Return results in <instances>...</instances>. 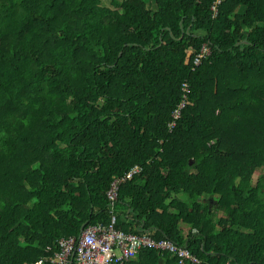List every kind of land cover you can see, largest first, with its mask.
<instances>
[{
  "label": "trees",
  "instance_id": "obj_1",
  "mask_svg": "<svg viewBox=\"0 0 264 264\" xmlns=\"http://www.w3.org/2000/svg\"><path fill=\"white\" fill-rule=\"evenodd\" d=\"M109 2L0 0V264L107 222L110 183L133 165L117 229L186 242L199 260L186 264H264V176L251 179L264 163V0H223L215 18L212 0ZM231 204L241 228L214 234ZM159 260L175 264L151 248L127 264Z\"/></svg>",
  "mask_w": 264,
  "mask_h": 264
},
{
  "label": "built area",
  "instance_id": "obj_2",
  "mask_svg": "<svg viewBox=\"0 0 264 264\" xmlns=\"http://www.w3.org/2000/svg\"><path fill=\"white\" fill-rule=\"evenodd\" d=\"M223 0H212L210 5L211 17L215 18L218 6ZM209 47L204 44L199 53L193 56L191 64L198 66L205 55L209 54ZM182 89H187L183 83ZM184 102H180L171 113L172 119L168 123L171 128L180 115ZM141 172L140 165H133L120 177L114 178L106 192L111 218L108 223L87 224L76 235L60 237L56 240L55 250L49 256H42L33 264H127L140 250L151 248L166 251L176 257V264L185 261L197 262L196 257L186 246L178 245L167 238L154 239L149 232H124L115 227L116 219L112 214L117 201L120 184L131 180ZM227 264V263H226Z\"/></svg>",
  "mask_w": 264,
  "mask_h": 264
},
{
  "label": "crops",
  "instance_id": "obj_3",
  "mask_svg": "<svg viewBox=\"0 0 264 264\" xmlns=\"http://www.w3.org/2000/svg\"><path fill=\"white\" fill-rule=\"evenodd\" d=\"M244 11V7H241L240 9H239V12L240 13H242ZM261 177V176H264V163H263V165L261 166V167H259L256 171H254V173H253V175L251 176V179L253 180V182H255L256 181V179H257V177ZM255 184V183H254ZM246 191V190H245ZM253 195H255V196H258V197H260L261 199H264V188H262L261 190H257L256 191V193L255 194H253ZM201 201L202 202H207L208 203V205L209 206H212L213 208H214V206H215V203H216V198H214V197H203L202 199H201ZM234 202H237V200H235ZM231 208H232V204H231V206H229V207H227L226 209H224V208H221V209H214L215 211H214V215H213V217H212V224H213V227H212V232L214 233V234H217L218 232H219V230L221 229V224H223V227H225V226H231L232 227V229H239V228H241L240 226H239V221L240 220H242V218L241 217H238V215L237 216H233L232 214H231ZM109 210V209H108ZM112 214L115 216V219H116V221H117V215H116V212H115V208H113V211H112ZM109 220L107 221V222H102V223H108L109 221H110V218H111V212H110V210H109ZM221 220V221H220ZM220 223H219V222ZM87 222V221H86ZM127 222V221H126ZM218 222V223H217ZM181 226V228L183 229V232L184 233H186L188 230H189V227H188V225L187 224H182V225H180ZM81 227V226H80ZM242 230V229H241ZM148 232L150 233V235L152 236V232L151 231H149L148 230ZM193 235V234H192ZM191 235V236H192ZM183 246H186L187 247V244H186V242H184V244H182ZM156 250V249H155ZM159 251V250H158ZM190 251V250H189ZM161 252H166V251H161ZM169 253V252H168ZM49 255H51V254H47V255H45V256H49ZM170 255L171 256H174V255H172L171 253H170ZM42 256H44V255H42ZM41 256V257H42ZM195 256V255H194ZM196 257V256H195ZM174 258H175V264H176V257L174 256ZM39 259V258H38ZM133 259V258H132ZM131 259V260H132ZM196 259H197V262H191V261H185V263L184 264H186V263H199V260H198V258L196 257ZM35 262V261H34ZM33 262V263H34ZM32 263V264H33ZM227 264H229V262H226ZM225 263V264H226ZM159 264H164L163 263V260L161 261V260H159Z\"/></svg>",
  "mask_w": 264,
  "mask_h": 264
},
{
  "label": "rangeland",
  "instance_id": "obj_4",
  "mask_svg": "<svg viewBox=\"0 0 264 264\" xmlns=\"http://www.w3.org/2000/svg\"><path fill=\"white\" fill-rule=\"evenodd\" d=\"M102 4L106 5V6H110L111 5L109 0H102Z\"/></svg>",
  "mask_w": 264,
  "mask_h": 264
},
{
  "label": "water",
  "instance_id": "obj_5",
  "mask_svg": "<svg viewBox=\"0 0 264 264\" xmlns=\"http://www.w3.org/2000/svg\"><path fill=\"white\" fill-rule=\"evenodd\" d=\"M87 225V222H84L81 227H80V231Z\"/></svg>",
  "mask_w": 264,
  "mask_h": 264
}]
</instances>
